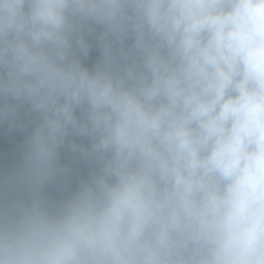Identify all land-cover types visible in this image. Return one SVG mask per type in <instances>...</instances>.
<instances>
[{"label":"clouds","instance_id":"9594fccd","mask_svg":"<svg viewBox=\"0 0 264 264\" xmlns=\"http://www.w3.org/2000/svg\"><path fill=\"white\" fill-rule=\"evenodd\" d=\"M0 264H264V0H0Z\"/></svg>","mask_w":264,"mask_h":264}]
</instances>
